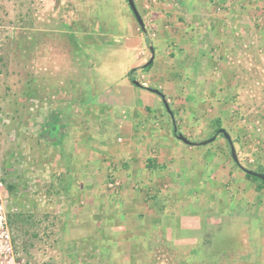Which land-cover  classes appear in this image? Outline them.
Segmentation results:
<instances>
[{
	"label": "rangeland",
	"instance_id": "374dc122",
	"mask_svg": "<svg viewBox=\"0 0 264 264\" xmlns=\"http://www.w3.org/2000/svg\"><path fill=\"white\" fill-rule=\"evenodd\" d=\"M134 1L146 32L128 0H0V264H264V184L243 170L264 171L258 10L206 37L178 27L187 0ZM210 1L214 20L235 6ZM132 27L153 91L120 109Z\"/></svg>",
	"mask_w": 264,
	"mask_h": 264
},
{
	"label": "crops",
	"instance_id": "0c3cea01",
	"mask_svg": "<svg viewBox=\"0 0 264 264\" xmlns=\"http://www.w3.org/2000/svg\"><path fill=\"white\" fill-rule=\"evenodd\" d=\"M235 1L236 2L238 1L239 3L240 2L241 3L239 4L240 8L237 7L239 10H236L235 12H233L232 9H234L235 6H239V5H237V3ZM234 3H236V4H234ZM263 3H264V0H233L232 5H235V6H234V8H232V6L229 7V10H230L229 14H228V12H225V14H227V16H225V18L222 17V18H220V20H217V19L214 20L213 18L206 17V14H208L210 12V10L212 9V6L210 5L211 4L210 0H208L206 2L205 1L203 2V0H187V2L185 4L186 5L185 6V13L189 12L188 14H190V15H188V16L185 15L184 16L185 18H183L184 23L181 24L182 26H178V27L183 28L185 30L190 29L191 31L193 29L194 32L195 31L198 32V30L201 28V26H203L207 22V24L208 23L209 24L208 25L206 24L207 25L206 27L204 26V28L206 29V37H208V34L212 35V33L215 34L216 31H221L223 29H228V30L231 29V32L233 34V33H235V30L237 32V30H240V27H242L240 23H241V18L243 16L241 14L246 12V9L249 6H251L252 8L250 11L248 10V12L257 11V7H259L260 5L263 6ZM191 14H192L194 20L196 18L198 19V22L196 24H192V22L189 21L190 17H192ZM159 17L162 20H164L163 15H162V17L161 16H159ZM189 23L192 25L189 26L188 25ZM134 30H135L134 27H132V29H130L129 37L126 40L127 42L125 43L124 49H122V50L120 49L119 50L120 52L117 53V55L119 54L122 57H124V59H125V62L122 65V68L120 71V76H119L120 79L113 82V84L110 85L111 87L109 88V91L111 92V98H112L113 102L115 103V104L114 103L113 104L115 105V107L119 106L120 109H125V108L126 109L127 108H129V109L134 108L135 109L139 103L135 102L134 105H132L133 98H136V96H137L139 99H142V103H143V100H146L145 98H143L144 95H146L145 93H147V91L149 92V90H147V89L135 87L133 84L131 85V82H130L131 80L129 77V71L132 68H138L140 66V61H141V63L143 62V59L139 57L138 51L143 50V48L147 46V40H148L147 39L148 37H146V38L142 37L141 38L138 35L135 36ZM261 31H263V30H261ZM184 34H186V32ZM239 39H240V41L244 42V44H245V41L247 42V39L244 37L239 38ZM183 40H184V43L185 42L187 43L186 38H184ZM236 43L237 42L232 41V42H230V44L228 43L229 45L227 44L229 47H226V48H229L230 51L226 52V54L231 53V51L234 50L233 48L236 47V45H235ZM244 44H242V46H241L242 49H241V51L239 49V53H238V55L241 56V58L243 60L246 59L244 56L249 53V46H245ZM237 48L238 47H236L235 50ZM241 52H243V53H241ZM134 53H135V55H133ZM156 58H158V57H156V54H155L154 61L156 60ZM144 59H146V58L144 57ZM123 69H125V72H122ZM104 72H105V74H104ZM100 74H101V76L102 75L103 76H112L110 69H106V70L101 69L99 72V75ZM128 97H129V101H126L128 99ZM98 100H100V99H98ZM135 105H136V107H134ZM263 215H264V212H263Z\"/></svg>",
	"mask_w": 264,
	"mask_h": 264
},
{
	"label": "water",
	"instance_id": "95a60500",
	"mask_svg": "<svg viewBox=\"0 0 264 264\" xmlns=\"http://www.w3.org/2000/svg\"><path fill=\"white\" fill-rule=\"evenodd\" d=\"M128 3H129V6H130V8H131V10H132V12H133V14H134V16H135V18H136L138 24L140 25V27L142 28V30H143L144 32H146L145 24H144V22H143V19H142L141 16H140V14H139L137 8H136L135 1H134V0H128ZM150 51H151L152 56H151L150 60L145 64L146 66L149 65V64H151V63L154 61V59H155V49H154L153 47H150ZM134 84L140 86V83L137 82V81H134ZM152 91H153V90H152ZM154 92H155V91H154ZM157 92H159V91H157ZM157 92H155V93H157ZM157 94H159V93H157ZM164 100H165V99H164ZM164 102H165V101H164ZM165 105H166L168 111L170 112L168 105H167L166 103H165ZM177 132H178V131H177V129L175 128V133H177ZM218 134H223L224 137H225V139L229 142V144H230V146H231V152H232L233 160H234V162H235L237 165H239V160H238V157H237V154H236L235 148H234V146H233V142H232L231 136H230V135H229L224 129H220V130L218 131ZM177 137H178L179 140H181L182 142H184V143L187 144V145H207V144H209V143L215 141V139H216V137H214V138H212V140L205 141V142H202V143H200V144H195V143L190 142V141H189L187 138H185L182 134L177 135ZM243 170H244V172H245L247 175H250V176L256 177V178L260 179V180L264 183V174H263V173H258V172H254V171L247 170V169H243Z\"/></svg>",
	"mask_w": 264,
	"mask_h": 264
},
{
	"label": "trees",
	"instance_id": "16d2710c",
	"mask_svg": "<svg viewBox=\"0 0 264 264\" xmlns=\"http://www.w3.org/2000/svg\"><path fill=\"white\" fill-rule=\"evenodd\" d=\"M262 9H264V3H263V6H259V7H257V10H258V12H260ZM257 12V13H258ZM154 48V47H153ZM155 49V48H154ZM153 64H154V61L151 63V64H149V65H143L142 66V68L145 70V69H149V68H151V67H153ZM135 71V69H133V70H131V72L129 73V77H130V74H131V77H130V80H131V82H132V84L135 86V87H139V88H142V89H147V90H151V88H148V87H145V86H143V85H141L140 84V86H138V85H135L134 84V77L132 76V74H133V72ZM152 91V90H151ZM161 98H162V100H163V98H164V96L159 92V94H158ZM165 103V102H164ZM221 129V122H220V120H218L217 121V127H216V129H215V134H217L218 133V131ZM174 135L177 137V135H179V132H177V133H175V130H174ZM178 138V137H177ZM259 173H263L264 174V171H259ZM246 175V178H248V179H250V180H255V181H260V182H262L260 179H258V178H256V177H253V176H250V175H247V174H245ZM262 184H264L263 182H262Z\"/></svg>",
	"mask_w": 264,
	"mask_h": 264
},
{
	"label": "built area",
	"instance_id": "2783aa9c",
	"mask_svg": "<svg viewBox=\"0 0 264 264\" xmlns=\"http://www.w3.org/2000/svg\"><path fill=\"white\" fill-rule=\"evenodd\" d=\"M256 18L258 25L264 26V9L258 12V16Z\"/></svg>",
	"mask_w": 264,
	"mask_h": 264
},
{
	"label": "flooded vegetation",
	"instance_id": "af4514ba",
	"mask_svg": "<svg viewBox=\"0 0 264 264\" xmlns=\"http://www.w3.org/2000/svg\"><path fill=\"white\" fill-rule=\"evenodd\" d=\"M217 138V137H216Z\"/></svg>",
	"mask_w": 264,
	"mask_h": 264
}]
</instances>
